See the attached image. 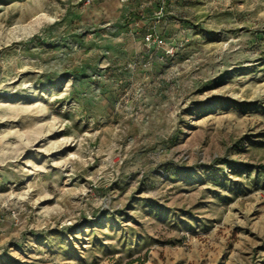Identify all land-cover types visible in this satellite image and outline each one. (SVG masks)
Returning <instances> with one entry per match:
<instances>
[{
	"label": "rangeland",
	"instance_id": "obj_1",
	"mask_svg": "<svg viewBox=\"0 0 264 264\" xmlns=\"http://www.w3.org/2000/svg\"><path fill=\"white\" fill-rule=\"evenodd\" d=\"M160 6L0 0V264H264V0Z\"/></svg>",
	"mask_w": 264,
	"mask_h": 264
},
{
	"label": "built area",
	"instance_id": "obj_2",
	"mask_svg": "<svg viewBox=\"0 0 264 264\" xmlns=\"http://www.w3.org/2000/svg\"><path fill=\"white\" fill-rule=\"evenodd\" d=\"M92 0H87L89 3ZM121 4H126L129 0H117ZM160 3V10L162 11L164 6H165V1L166 0H158ZM143 45L146 49H153L157 48L160 49L163 52V55L161 59L172 56L174 51L176 50L175 46L168 44L163 38H161L159 35H157L155 32H150L148 31L143 38ZM148 50V51H149ZM0 219V223H1Z\"/></svg>",
	"mask_w": 264,
	"mask_h": 264
},
{
	"label": "trees",
	"instance_id": "obj_3",
	"mask_svg": "<svg viewBox=\"0 0 264 264\" xmlns=\"http://www.w3.org/2000/svg\"><path fill=\"white\" fill-rule=\"evenodd\" d=\"M134 16H135L134 13H130L129 16H128V19H127V20L129 21V20H130L131 18H133Z\"/></svg>",
	"mask_w": 264,
	"mask_h": 264
}]
</instances>
